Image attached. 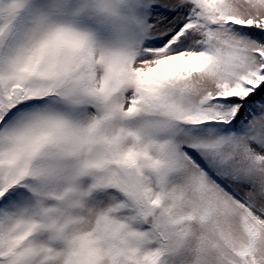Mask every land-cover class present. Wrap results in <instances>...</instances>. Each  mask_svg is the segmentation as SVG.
<instances>
[{
    "label": "snow or ice",
    "instance_id": "1",
    "mask_svg": "<svg viewBox=\"0 0 264 264\" xmlns=\"http://www.w3.org/2000/svg\"><path fill=\"white\" fill-rule=\"evenodd\" d=\"M0 264H264V0H0Z\"/></svg>",
    "mask_w": 264,
    "mask_h": 264
}]
</instances>
